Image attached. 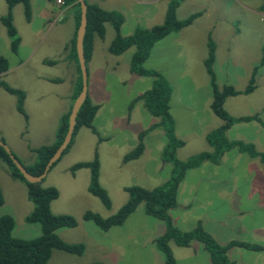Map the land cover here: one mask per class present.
Segmentation results:
<instances>
[{
    "label": "rangeland",
    "instance_id": "obj_1",
    "mask_svg": "<svg viewBox=\"0 0 264 264\" xmlns=\"http://www.w3.org/2000/svg\"><path fill=\"white\" fill-rule=\"evenodd\" d=\"M28 1L29 17L24 15L20 3L10 10L11 24L18 37L15 52L10 50L6 27L0 20V57L3 56L9 65V69L0 74V80L24 94L20 112L16 109V95L0 87V138L27 167L35 161L34 148L54 141L60 120L74 99L77 81L75 66L68 62L73 59L68 54L74 12L56 0ZM87 1L120 14L119 34L123 37L136 28L150 29L161 24L172 2L177 4L174 10L177 19L188 16L197 8L188 0ZM261 2L203 0L200 3L211 7L212 16L238 17L237 22H232L234 36L253 33L259 37V43L264 39V24L257 21L255 13L241 6L243 3L256 9ZM7 9L6 0H0V17ZM103 25L104 35L92 39L90 58L93 59L86 65L87 97L98 104L92 122L97 134L85 126L80 127L73 137L74 144L41 180L42 186H53L58 191L57 197L49 202L50 211L69 214L76 221L75 226L59 227L54 233L64 242L81 243L83 250L80 254H73L53 249L45 264H89L95 261L103 264H163V255L155 247L154 238L162 234L164 224L147 215L142 203L121 224L106 231L82 219L85 210L102 217L113 214L128 198L126 186L151 189L163 184L170 171L169 161L160 155L165 142L161 128L151 126L158 119L148 113L143 101L137 97L149 88L152 80L129 71L132 46L117 55L109 51L108 42L115 32L109 22ZM196 33V30H185L179 37L183 42L177 40L180 49L175 52L170 42L159 44L147 61L167 65L168 76L164 70L159 72L170 86L169 112L174 129H178L174 133L183 141L182 146L174 149L173 155L181 160L199 152L211 153L213 148L204 137L206 132L221 123L209 107L212 97L205 68L195 63L200 54L199 45L198 49H193L196 41H192V37ZM261 48L262 57L264 43ZM45 60L54 63L47 64ZM213 69L217 85L221 87L224 84L214 64ZM228 106L229 100L225 99L222 107L228 110ZM142 131L144 134L140 137ZM253 134L250 122H235L226 130L225 137L253 144ZM139 137L144 149L136 158L125 159V154L137 145ZM94 158L99 165L98 183L109 198L108 208L87 191L89 169H69L77 161L89 162ZM8 175L6 164L0 160V215L12 218V236L35 237L40 234L39 224L25 220L33 207L26 186L14 178L12 181ZM176 208L177 211L181 209L180 214ZM167 214L172 225L180 231L189 230L199 222L220 245L231 240L264 245V165L259 157L249 158L245 153L238 154L234 148L224 152L217 164L200 162L185 172L182 186L176 190V206L167 210ZM168 243L176 264H209L200 242L192 240L189 246ZM226 256L234 264H264V250L251 251L232 246L227 249Z\"/></svg>",
    "mask_w": 264,
    "mask_h": 264
},
{
    "label": "trees",
    "instance_id": "obj_2",
    "mask_svg": "<svg viewBox=\"0 0 264 264\" xmlns=\"http://www.w3.org/2000/svg\"><path fill=\"white\" fill-rule=\"evenodd\" d=\"M60 1L63 6H70V10L72 9V12H74L73 19L75 29L70 41L71 45L69 50L71 48V51H69L68 55L71 58L73 57L77 72L76 90L74 94L75 97L80 89L81 81L74 49L75 30L79 21V3L77 0ZM83 1L86 6V25L82 40V50L85 65L90 57L91 41L93 37H102L104 35L103 24L105 22H109L115 32L114 37L109 43V51L112 54L117 55L128 47L132 46L133 51L128 61L129 71L139 76L150 77L152 80L149 88L143 90L141 94L137 95V97L143 101V107L148 111V113L158 119V121L151 126L161 128L162 140L164 139L165 142L161 149L160 155L162 159L169 161L170 171L168 179L163 184L155 186L151 189H146L138 185L126 186L124 189L128 195V198L113 214L107 217H102L96 212L85 210L82 213V219L93 222L101 230L106 231L111 226L121 224L126 216L129 215L139 203H142L144 212L147 215L161 220L164 224V231L162 234L154 238L155 247L163 255V264H176L171 249L168 245L169 241H172L178 246H189V243L192 240L200 242L203 249L207 253L209 264H234V262L228 259L226 256L227 249L231 248L232 246L241 247L251 251H263V244L259 245L256 243H249L240 240H231L220 245L200 226L199 222H197L196 225L189 230L180 231L172 225L167 214V210L176 206V190L180 181L183 179L185 172L188 169L196 167L200 162L210 161L212 164H217L218 159L224 152L234 148L236 151L245 153L249 157H259L261 163L264 165V153L258 152L252 143L242 142L240 140H229L225 137V132L232 123L241 120H248L253 117L251 115L235 118L230 116L228 112L222 107L225 97L234 96L239 93L246 94L252 91V75L249 77L245 87L242 90H235L230 85L226 84L219 87L215 81V76L212 70L214 44L212 40L207 37L206 53L203 59V66L205 68L211 90L212 99L209 107L212 113L221 119V123L216 126L215 129L206 132L205 134V140L213 148L211 153L199 152L185 160L178 159L174 157L173 151L175 148L182 146L183 141L177 138L176 134L174 133L175 129L173 125V119L169 112V83L159 71L153 68H146L143 65V62L148 56L149 50L155 41H158L165 35L186 26L191 22L197 13H191L182 19H177L174 13L176 2H172V4H169V7L167 8L164 20L161 24L153 25L150 27V29L136 28L131 34L123 37L119 34V27L122 23V17L120 14L115 11L102 9L96 6L94 3L88 2L87 0ZM6 2L8 9L6 14L0 17V20L6 27V32L9 37L10 50L11 52H15L16 45L18 43V37L14 27L11 24L10 10L13 5L20 3L22 5L24 15L29 17L30 5L28 0H6ZM261 59L263 60L264 58L262 57ZM45 63L53 64L54 62L51 60H45ZM7 67V60L1 56L0 72L5 71ZM0 87H2L5 91L16 95V109L22 112V100L24 96L23 92L19 89L8 86L2 80H0ZM97 108L98 104L92 103L86 94L84 101L77 110L75 124L69 143L62 151L61 155L68 151L72 144L73 137L80 127L85 126L93 133L97 134V131L92 125V119ZM69 109L60 120V123L55 131L54 141L51 144H45L34 148L33 150L36 154L35 161L32 162L28 167L22 164L24 168L32 175H39L42 172L46 161L61 142L67 128ZM143 134L144 132L142 131V134H140L141 136H139L143 137ZM140 137L137 145L131 151L125 154V159L136 158L142 152L144 149V144L141 142ZM0 140L2 139L0 138ZM13 156L16 157L15 155ZM58 159L52 163L48 171L58 161ZM0 160L6 164L11 177L19 180L26 186L27 197L33 205L31 211L25 217L26 222L38 223L40 227V234L35 237L17 238L11 235V229L13 226L12 218L9 215H0V264H45L53 249L62 250L73 254H80L83 250L81 243L64 242L54 233L56 228L73 227L76 224L73 216L64 213L54 214L50 211L49 202L57 197V189L53 186H42L41 181L34 183L27 182L1 146ZM98 166V161L94 158L89 162L77 161L71 164L69 169L74 171L80 167L88 168L90 175L87 184V191L91 195L97 197L102 202L103 206L108 208L109 198L103 188L100 187L97 180ZM1 203L2 198L0 194V204ZM89 264L103 263L95 261Z\"/></svg>",
    "mask_w": 264,
    "mask_h": 264
},
{
    "label": "crops",
    "instance_id": "obj_3",
    "mask_svg": "<svg viewBox=\"0 0 264 264\" xmlns=\"http://www.w3.org/2000/svg\"><path fill=\"white\" fill-rule=\"evenodd\" d=\"M201 1L203 0H188V2L193 6L197 5L196 10L191 12V13H197L196 16L186 26L178 29L177 31L165 35L163 38H161L158 41H155L149 50V54L147 58L143 62L144 66L146 68H153L157 71L164 70L168 76L169 74L167 73L166 70L167 65L159 66L158 62L154 60L147 62L149 57L152 58L153 52L156 51V48L159 46V44L161 43L166 44L164 42L171 43V45L173 46V52L178 51L180 48L177 46V40H179L181 43L183 42V40L179 39V37L181 38V36L184 34V31L186 30L188 32V30H196L197 33L195 34L194 37H192V41H196V44L194 45L193 49L194 48L198 49V45H199L200 54L195 59V63L196 65L199 64V66L202 68L203 59L206 53V40L207 37H209L214 44V57L212 62V70L215 76V72L213 69V64H214L215 71H217L218 77L222 81L221 83L230 85L232 88L236 90H242L245 87L249 77L252 75L253 78L252 91L246 94L239 93L234 96H227L225 99L229 100V106H228V110L226 111L230 116L235 118L243 117V116H251V115L253 116L248 120H241L236 123L250 122L254 133L252 140L253 144L256 147H259L260 150L258 152L264 151V59L263 60L261 59L262 57L264 58L263 53H262L263 56L261 57V50H262L261 47L264 43V39H262L261 42L258 43L259 37H255L253 33H251L250 35L249 33H246L244 35L237 34L236 36H234L235 32L233 30L235 29L233 27L234 25H232V22L233 21L237 22L238 17H234L232 19H226L223 15L212 16V14L210 13V11L212 10L211 7L210 6L207 7L205 3H200ZM66 7L69 8V11H71L70 6H66ZM241 7L247 8L253 13H255V15L258 17L257 21L259 23L264 24V0H262V2L258 4L256 9L249 8L245 6L243 3ZM54 24L55 23H53V25ZM263 31L260 32V35L263 33ZM73 32L74 30L72 28L71 33ZM72 35L70 36L71 38ZM236 40L237 43H239L238 47H236ZM220 45H222V48H219ZM90 59L93 58L89 57V60L86 62V65L89 63ZM68 62L71 64L72 67L75 66L73 59H70ZM8 69H9V65L6 70ZM5 71L0 72V74L1 75L4 74ZM86 73H87V67H86ZM87 81H88V76H87ZM215 81H216V76H215ZM225 99L223 100L222 105L225 104ZM91 101L97 104L96 100H94L93 98ZM230 106H234V108H230ZM156 128L158 127H155V129ZM175 131H178V129L177 130L175 129ZM161 137H162V133H161ZM73 144H74V140L72 141L71 145ZM239 153L240 152H238V154ZM8 176L13 181L11 175L9 174ZM181 186H182V180L180 181L178 187ZM177 209L178 208H176L175 211L179 212L178 214H180L181 209L179 211H177Z\"/></svg>",
    "mask_w": 264,
    "mask_h": 264
},
{
    "label": "water",
    "instance_id": "obj_4",
    "mask_svg": "<svg viewBox=\"0 0 264 264\" xmlns=\"http://www.w3.org/2000/svg\"><path fill=\"white\" fill-rule=\"evenodd\" d=\"M79 3V21L78 25L75 30V37H74V49L76 53V58L78 62V67L80 71V89L76 96L74 97L72 104L69 109L68 113V119H67V128L65 131V134L59 143V145L54 149L53 153L51 156L48 158L46 161L42 172L39 175H32L29 173L24 166L17 160L16 157L13 156L7 145H5L1 140H0V146L4 149V151L8 154L10 160L12 163L15 165V167L18 169V171L21 173L22 177L27 181V182H39L45 174L47 173L49 167L54 163L59 156L61 155L62 151L66 148L67 144L69 143V140L71 138V134L73 132V127L75 124V116L77 113V110L81 103L84 101L86 94H87V73H86V65H85V60L83 56V50H82V40H83V35L85 31V25H86V6L83 0H77Z\"/></svg>",
    "mask_w": 264,
    "mask_h": 264
},
{
    "label": "built area",
    "instance_id": "obj_5",
    "mask_svg": "<svg viewBox=\"0 0 264 264\" xmlns=\"http://www.w3.org/2000/svg\"><path fill=\"white\" fill-rule=\"evenodd\" d=\"M57 2H59V3H61V1L60 0H56Z\"/></svg>",
    "mask_w": 264,
    "mask_h": 264
}]
</instances>
